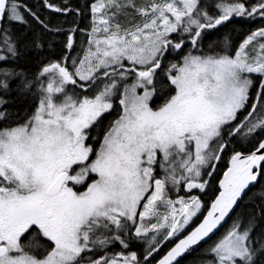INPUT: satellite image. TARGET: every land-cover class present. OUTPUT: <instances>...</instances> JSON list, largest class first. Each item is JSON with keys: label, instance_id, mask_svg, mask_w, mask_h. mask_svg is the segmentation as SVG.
Instances as JSON below:
<instances>
[{"label": "snow or ice", "instance_id": "6c2138e0", "mask_svg": "<svg viewBox=\"0 0 264 264\" xmlns=\"http://www.w3.org/2000/svg\"><path fill=\"white\" fill-rule=\"evenodd\" d=\"M0 264H264V0H0Z\"/></svg>", "mask_w": 264, "mask_h": 264}, {"label": "trees", "instance_id": "16d2710c", "mask_svg": "<svg viewBox=\"0 0 264 264\" xmlns=\"http://www.w3.org/2000/svg\"><path fill=\"white\" fill-rule=\"evenodd\" d=\"M28 3L30 4H34L36 2V0H27ZM57 2H59V0H57ZM83 27V24L81 25ZM255 25H247V24H240V23H236L230 26V31L232 33V37L234 41H239L241 40L245 34H247V32L249 31L250 28H254ZM226 163V161H221L218 162V167H220L221 169H223L224 164ZM163 251V249H162Z\"/></svg>", "mask_w": 264, "mask_h": 264}]
</instances>
